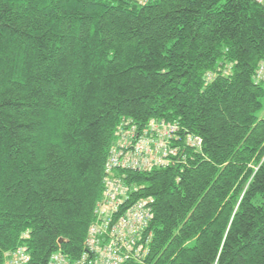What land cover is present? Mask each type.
I'll list each match as a JSON object with an SVG mask.
<instances>
[{
    "label": "trees",
    "instance_id": "obj_1",
    "mask_svg": "<svg viewBox=\"0 0 264 264\" xmlns=\"http://www.w3.org/2000/svg\"><path fill=\"white\" fill-rule=\"evenodd\" d=\"M263 67L255 0H0V264L84 258L123 121L179 150L117 171L155 199L122 264H264Z\"/></svg>",
    "mask_w": 264,
    "mask_h": 264
},
{
    "label": "built area",
    "instance_id": "obj_2",
    "mask_svg": "<svg viewBox=\"0 0 264 264\" xmlns=\"http://www.w3.org/2000/svg\"><path fill=\"white\" fill-rule=\"evenodd\" d=\"M264 4V0H255ZM264 68V67H263ZM264 71V69L262 70ZM179 126L165 121H155L136 135V127L123 121L117 131L120 139L112 151L107 165L102 203L95 211L96 220L89 229L85 243L86 255L82 260L72 263L61 252L51 256L49 264H122L127 260L140 261L142 235L154 218L151 197L137 199L127 206L134 192L132 187L122 181L118 170L151 171L167 168L178 156V148L172 147V140ZM187 147L201 150L203 140L188 135ZM12 257V259H11ZM8 259V258H7ZM10 259V260H9ZM7 264H27L29 256L26 249L10 255Z\"/></svg>",
    "mask_w": 264,
    "mask_h": 264
},
{
    "label": "rangeland",
    "instance_id": "obj_3",
    "mask_svg": "<svg viewBox=\"0 0 264 264\" xmlns=\"http://www.w3.org/2000/svg\"><path fill=\"white\" fill-rule=\"evenodd\" d=\"M258 118L260 119V120H264V108H263V110L258 114ZM121 125V124H120ZM120 127V126H119ZM119 127H118V129H119ZM132 189H133V191H135V189L132 187ZM93 223H95V221L93 222Z\"/></svg>",
    "mask_w": 264,
    "mask_h": 264
},
{
    "label": "bare ground",
    "instance_id": "obj_4",
    "mask_svg": "<svg viewBox=\"0 0 264 264\" xmlns=\"http://www.w3.org/2000/svg\"><path fill=\"white\" fill-rule=\"evenodd\" d=\"M192 149V148H191ZM154 170H156V169H154ZM159 170V169H158ZM28 253V252H27ZM81 258V257H80ZM71 261V260H70Z\"/></svg>",
    "mask_w": 264,
    "mask_h": 264
}]
</instances>
